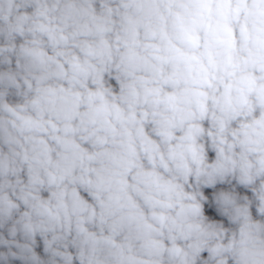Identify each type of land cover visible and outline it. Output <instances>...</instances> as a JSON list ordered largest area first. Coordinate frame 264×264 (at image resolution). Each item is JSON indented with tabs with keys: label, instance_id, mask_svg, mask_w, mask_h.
Masks as SVG:
<instances>
[{
	"label": "clouds",
	"instance_id": "clouds-1",
	"mask_svg": "<svg viewBox=\"0 0 264 264\" xmlns=\"http://www.w3.org/2000/svg\"><path fill=\"white\" fill-rule=\"evenodd\" d=\"M0 264H264V0H0Z\"/></svg>",
	"mask_w": 264,
	"mask_h": 264
}]
</instances>
